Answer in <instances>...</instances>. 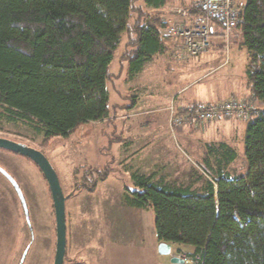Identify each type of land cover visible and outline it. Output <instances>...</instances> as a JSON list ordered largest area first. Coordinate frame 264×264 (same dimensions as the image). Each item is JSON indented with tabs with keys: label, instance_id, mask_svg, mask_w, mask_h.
Segmentation results:
<instances>
[{
	"label": "trees",
	"instance_id": "trees-1",
	"mask_svg": "<svg viewBox=\"0 0 264 264\" xmlns=\"http://www.w3.org/2000/svg\"><path fill=\"white\" fill-rule=\"evenodd\" d=\"M137 2L0 0V116L47 140L107 120L110 65L123 37L121 60L129 61L133 80L169 51L161 30L170 6L200 15L185 0ZM235 30L247 52L248 102L255 103L243 139L246 172L231 174L237 150L213 142L207 145L210 176L201 186L134 171L136 190L125 188L122 196L126 207L153 211L158 243L190 246L201 264H264V0H243ZM109 175L106 170L100 180Z\"/></svg>",
	"mask_w": 264,
	"mask_h": 264
},
{
	"label": "rangeland",
	"instance_id": "rangeland-1",
	"mask_svg": "<svg viewBox=\"0 0 264 264\" xmlns=\"http://www.w3.org/2000/svg\"><path fill=\"white\" fill-rule=\"evenodd\" d=\"M185 1L191 9L195 5L193 0ZM142 4V0H138L137 5ZM172 7L184 10L181 5L169 8ZM215 26L214 37L223 33ZM231 35L228 55L224 52L227 43L222 40L220 47L216 42L218 38H213L215 46L211 51L186 61L176 59L177 44L170 40L169 51L146 64L133 80L129 76V61L121 60L127 49V39L123 37L110 65L112 78L107 84L110 116L107 120L82 124L68 137L47 140L23 122H12L7 116H0V138L37 150L48 159L66 197L68 223L76 206L108 208L111 203L114 205L109 201H118L125 188L136 190L130 177L134 171L156 172L172 182L201 186L210 176L206 165L207 145L213 142L232 145L238 159L229 171L233 175L245 173L243 139L247 120L238 118L239 124H230L220 134L212 130L206 133L211 124L194 125L196 132L188 139L174 135L175 138L167 129L169 108L175 98L170 102L171 91H179L176 106L187 107L195 102L201 106L214 105L226 99L232 86L238 90L247 65V52L241 46L243 40L239 32L234 29ZM230 58L232 66L214 71L220 64L229 63ZM229 69L235 73L232 79L228 77ZM252 104L254 107L255 103ZM131 112L136 115L134 118H129ZM140 126L147 130L139 135L129 132L130 128ZM162 132L168 136L158 137L157 133ZM134 139H139V144L127 150ZM211 163L215 166L214 159ZM106 170L110 175L101 181ZM6 176L18 185L27 206V217ZM91 187L93 191L89 190ZM106 193H113L110 195L115 197L108 199ZM87 226L94 228L90 220ZM56 242L53 201L43 174L27 158L0 149V264H54Z\"/></svg>",
	"mask_w": 264,
	"mask_h": 264
},
{
	"label": "crops",
	"instance_id": "crops-1",
	"mask_svg": "<svg viewBox=\"0 0 264 264\" xmlns=\"http://www.w3.org/2000/svg\"><path fill=\"white\" fill-rule=\"evenodd\" d=\"M214 38H218L216 42L221 47L224 40L220 36ZM214 41L213 39V45ZM231 55L234 56L232 49ZM228 65H231V58L229 63L220 64L214 71L219 72ZM233 71L236 72V68ZM233 71L231 69L228 71V77L230 79L235 76ZM242 72L243 78L240 87L237 90L232 86L230 88V94L224 101L232 95L237 96L239 99H250L251 95L246 85L245 69ZM170 93V102L174 97L173 101L179 98L177 97L179 91H171ZM224 101L221 100L214 103L218 104ZM194 104L198 103L195 102ZM135 116L131 112L129 118H134ZM240 122L241 120L236 118L231 120L221 119L212 123L206 133L212 130L220 134L230 124L235 126ZM146 128L145 126H140L138 129L130 128L129 132L139 135L142 133V130H147ZM167 129L171 133L169 126ZM195 129L194 125L188 124L171 134L175 138L177 136L188 139L190 135L196 132ZM162 133H157L158 137L168 136V134ZM138 142L139 139H134L128 144L126 149L130 150L134 148L137 146L136 144H139ZM160 177L164 176L160 174ZM110 194L113 195V193H106L105 197H115ZM122 196L123 192L119 194L118 201H109L110 203L113 202L114 205L111 203L108 208L76 206L71 223L70 221L69 223L66 221L67 246L64 264H173L171 263V259L177 257L180 251L187 253L194 252V249L190 246L174 248V245H172L170 256L160 255L158 247L161 243L157 241L153 211L150 209L144 210L126 207L123 205ZM88 220L92 221L94 228L87 226ZM71 226L72 228L70 229Z\"/></svg>",
	"mask_w": 264,
	"mask_h": 264
},
{
	"label": "built area",
	"instance_id": "built-area-1",
	"mask_svg": "<svg viewBox=\"0 0 264 264\" xmlns=\"http://www.w3.org/2000/svg\"><path fill=\"white\" fill-rule=\"evenodd\" d=\"M200 11L199 16H190L182 8H169L168 13L162 17V34L177 44L176 59L186 61L208 53L213 49V38L216 27L213 21L223 30L220 37L227 44L224 52L229 54V40L236 21L242 11L243 0H193ZM227 61V57H226ZM227 63V62H226ZM253 104L245 99L232 95L226 101L210 106L195 107L176 106L172 101L169 108V127L172 133L185 125H210L218 120L243 119L248 120ZM182 264H201L200 257L193 258L187 252L180 251L177 256Z\"/></svg>",
	"mask_w": 264,
	"mask_h": 264
},
{
	"label": "water",
	"instance_id": "water-1",
	"mask_svg": "<svg viewBox=\"0 0 264 264\" xmlns=\"http://www.w3.org/2000/svg\"><path fill=\"white\" fill-rule=\"evenodd\" d=\"M0 149L18 154L32 161L39 168L45 180L47 181L53 201L56 220L57 242L54 264H64L67 246V222L65 209L66 197L64 196L56 171L54 170L48 159L37 150L1 138ZM6 178L11 183L17 195L19 196L22 207L24 209V213L27 217V206L18 185L10 177L6 176ZM171 247V244L161 243L158 247V252L162 256H170ZM171 263L182 264V261L178 257H173L171 259Z\"/></svg>",
	"mask_w": 264,
	"mask_h": 264
}]
</instances>
